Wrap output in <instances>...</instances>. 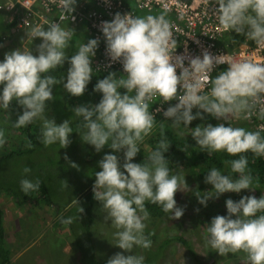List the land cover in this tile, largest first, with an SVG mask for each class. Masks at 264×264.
Listing matches in <instances>:
<instances>
[{
	"label": "clouds",
	"instance_id": "1",
	"mask_svg": "<svg viewBox=\"0 0 264 264\" xmlns=\"http://www.w3.org/2000/svg\"><path fill=\"white\" fill-rule=\"evenodd\" d=\"M7 1L0 0L2 16L13 20L25 14L19 6L12 11L5 9ZM124 1L129 6L134 3V0L131 3ZM85 2L78 5L77 0H59L63 13L59 23L51 21L47 23L48 28L34 27L30 33L18 32L22 37L2 36L0 39V50L1 47L7 50L22 39L36 41L37 37L42 38L36 46L38 55L28 49L16 48L0 58V85L3 86L0 107L8 110L13 100L23 107V113L14 122L15 128L41 121L39 141L44 147L58 143L61 148H67L72 142L69 137L73 132L70 119L57 124L54 118L45 115L47 102L54 99L53 86L64 79L49 73L67 61L70 67L63 87L78 97L86 91L94 72L92 58L100 40L93 38L89 23L79 20L73 24H61L65 18L75 20L71 15L75 8L80 14L88 13L95 0L91 4L88 1V6ZM104 2L110 3V0ZM204 2L213 4L212 11L219 25L224 31H229L216 39V51L232 55L234 52H249L257 46L264 47V0ZM167 13V7L156 16L116 12L111 20L101 21L100 31L110 58L106 67L118 62L124 75L118 70L105 73L108 75L94 86V91L102 94L99 102L77 105L72 109L79 121L77 132L83 142L94 146L96 152H100L105 145L113 153L123 151V156L106 153L98 161L101 170L94 173L92 186L93 198L100 202L104 220H110L116 229L113 233L114 245L123 250L112 255L106 264H145V257L134 254L133 250L152 246L149 238L152 234L145 233V222L150 219L146 201L159 205L164 213L169 214L168 219H179L184 214V207L177 206L178 198L175 200L174 197L178 191L190 189L185 176L172 174L168 167L164 153L168 151L170 142L163 132V120H171V126L181 135L193 137L199 150L206 151L209 156L215 152H226L239 157L224 162L230 166L231 174L224 175L215 167L207 172L204 182L211 184L212 190L195 192L198 202L205 207L209 199H218L226 192L255 189L248 158L243 153L251 152L256 157H264V62L251 58L234 59L225 54L214 55L207 49L202 51V56L174 55L176 37ZM233 32L255 44L249 45L244 41L238 48L231 47ZM72 39L76 40L77 47L69 57L66 50L71 46ZM157 96L163 102L178 101L166 110L156 108L155 112L162 111L165 117L159 121L149 109V102ZM193 109H197L195 114ZM204 113L217 120L228 121V126L225 123L197 125L193 120L198 117L204 119ZM234 117L246 119L250 124L247 123L246 128L233 126ZM192 121L193 128L188 132ZM1 124L0 147L6 143L5 131H10L12 123L9 118V122ZM160 124L162 138L157 147L153 149L146 140L145 146L140 148L146 137L156 134ZM182 124L188 129H181ZM15 133L19 134L16 129ZM147 145L153 150L143 161L141 157L147 154ZM138 152L140 157H136ZM64 159L79 170V165L71 161L67 154ZM184 160L188 165L195 162L190 154ZM199 166L201 169L202 160ZM22 171L26 176L32 168L26 165ZM223 171L229 173L228 169ZM233 173H238V178H234ZM62 181V187L68 188L67 181ZM40 186L39 179L20 180L23 193L33 192L27 203L34 200V196L50 202L49 195L44 197ZM74 203L79 204L76 199ZM54 204L51 203L57 211L58 206ZM225 204L227 215L218 214L207 224V244L222 256L242 251L246 253L249 264H264V195L259 198L245 195L238 201L229 198ZM83 212L84 208L79 206L77 213ZM77 219L78 216L60 217V222L70 225Z\"/></svg>",
	"mask_w": 264,
	"mask_h": 264
},
{
	"label": "rangeland",
	"instance_id": "2",
	"mask_svg": "<svg viewBox=\"0 0 264 264\" xmlns=\"http://www.w3.org/2000/svg\"><path fill=\"white\" fill-rule=\"evenodd\" d=\"M40 43L22 39L10 45L11 47L7 50L1 47L0 58H4L5 52L16 48L28 49L34 55H38L36 46ZM86 99L88 102L90 97ZM196 111L197 109H193V114ZM203 115L204 119L198 117L193 121L197 122V125L211 123L215 126L219 123H225V126H228V121L217 120L207 113ZM4 121L9 122L8 114L0 115V128H2L1 123ZM193 121L188 125L189 129L184 128L183 124L181 129H188L190 130L188 132H191ZM246 121V119L240 117L232 118L233 126L246 128L247 123H249ZM5 134H16L13 125L10 131H5ZM148 137L139 145L140 148L145 146ZM71 145L72 142L65 151L62 149L61 153L67 154L71 161L79 165V170L71 167L64 158V164L59 168L58 166H49L42 163L39 154H48V149H40L34 153L31 162L28 161L27 157H14L9 165L7 164L4 168L11 179L8 182L11 187H15V185L20 187L22 178L45 181L50 199L60 206L56 211L57 207L51 205L48 200L34 196V200H30L29 203L20 207L16 205L13 194L4 189L1 191L2 193L0 192V209L5 212L6 239L12 250L11 264H95V258L100 261L104 260L101 264H106L112 255L123 251L114 245L113 233L116 229L112 226L110 220H104V213L101 210L102 206L99 201H94V222L89 229L86 227L87 218L83 213H77V208L82 207V205L80 202L79 204L74 203L75 199L78 200L75 193L79 188L93 185L94 173L101 170L98 161L106 153L113 152V150L105 145L100 152H96L94 146L91 145L92 158L82 161L72 155ZM146 147H148L147 154L141 157L143 161L153 150L149 145ZM119 155L123 156V151L119 152ZM122 163L123 160H121ZM26 165L32 168V171L25 176L22 170ZM187 165V161L183 160L178 168L174 167L171 171L172 174L185 176V181L190 189L189 191H178L176 201L177 206L184 207L183 216L179 219H168V216H166L160 224L154 226L157 229L154 233L157 238L155 242L152 241V246L148 249L134 248V254L143 255L145 264H157L156 259L152 256H155L160 240L174 234L185 237L191 242L193 248L191 250L183 244L173 242L166 246L164 253L161 251V256L158 255L157 262H160V264H249L246 253L242 251L222 256L212 249L205 240L206 228L212 217L218 214L227 215L225 204L227 199L231 198L238 201L245 195H255L259 198L264 195V183L258 182L256 186L253 184V187H255L253 190L244 189L240 193L226 192L218 199H209L205 207L198 202L195 192L198 190L203 193L212 190L213 186L205 183L204 178H196L195 175L200 173V168L191 170ZM62 180L67 181L68 188L62 187ZM196 209H199V211L197 212ZM70 216H78V219L70 225L61 223L60 227L57 224L60 217L68 218ZM149 222L148 220L145 223L150 225Z\"/></svg>",
	"mask_w": 264,
	"mask_h": 264
},
{
	"label": "trees",
	"instance_id": "3",
	"mask_svg": "<svg viewBox=\"0 0 264 264\" xmlns=\"http://www.w3.org/2000/svg\"><path fill=\"white\" fill-rule=\"evenodd\" d=\"M86 5L88 6L90 4ZM151 14L154 13L151 12ZM17 24L18 19L16 17H14L13 20H8V18L2 16V19L0 20V39L2 38V36L12 37L16 35L18 37H22L23 35L15 30V26ZM36 41L40 43L42 42V38L37 37ZM230 41L232 42L231 47L235 48H238L240 46V43L244 41H247L249 45L255 44L254 41H250L245 36L237 35L234 32L230 37ZM233 41H235V43ZM76 47L77 42L75 39H72L71 46L66 50L69 57L76 51ZM69 67V63L65 61L63 66H60L49 73L56 76L57 78L63 77L64 79L61 83L53 86L54 99L47 102L45 115L48 118H54L57 124L62 123L66 119L71 120V127L73 129V132L70 134L69 138L73 140L71 145L73 149L72 155L78 157L79 160L85 161L92 158V154L90 152L91 145L83 142L79 132H77L79 130L77 127L79 121L74 117L72 109L75 106L81 104L98 103L101 99L102 94L94 91V86L99 79H103L108 74L93 72L91 81L87 85L86 91L82 96L77 97L68 93L63 87V83H65L67 79V69ZM2 87L3 86L0 85V90H2ZM89 97L90 100L87 102L86 98ZM22 113L23 107L20 106L15 100L11 102L10 108L8 110H4L2 107H0V115L8 114L12 125H14V122L18 119V116ZM168 123L169 122H165V120L161 122V124L164 125V135L170 142L168 151L164 153L166 159L168 160V167L170 171H172L174 167L178 168L180 162H182L186 158V156L190 154L192 160L195 162L187 165L189 169L196 170L200 167L199 161L202 160L203 162L200 173L196 176V178L198 179L204 178L210 168L213 167L219 169L224 175L231 174L230 166L226 165L224 162L226 160L237 159L239 158L238 156H230L226 152H215L211 156H209L206 151L199 150V146L196 145V141L193 137H190L188 135H181L179 132L173 131L169 127L171 125H169ZM161 124L159 125L156 134H152L151 137L149 136L147 139V141L154 147L153 149L157 147L158 141L162 138L160 135ZM12 125L10 126L11 128ZM40 128L41 121L39 120L34 121L27 127L15 128L17 133L19 134H6L7 141L2 147H0V192L4 189L5 191L13 194L18 206H23L24 204H26L33 192L25 194L21 191L20 187H17V185H15V187H11L8 184L11 179L6 174V170H4V168L7 166V164L9 165V162H11L14 157H27L28 161L31 162L33 160L34 153H36L40 149H48V154H39V158L42 159V163L49 166H58V168L64 164L63 158L65 156V153H61V150L64 149L65 151L66 148H61L59 144L44 147L43 144L39 141L41 135ZM185 134L189 133L186 132ZM110 153L119 155V153ZM243 155H246L248 158V167L251 169L252 175L254 177L253 184L256 186L258 182L264 183V157H256L251 152L243 153ZM136 157H140L139 152ZM120 159L123 160L122 157ZM225 169H228L229 173H225L223 171ZM232 175L234 178H238V173H233ZM92 181H95V178H93ZM92 186L87 185L86 187H81L75 193V196L78 198L77 201L80 202V204L84 208L83 214L87 218L86 227L88 229L94 222L93 206L95 200L93 198ZM40 189H42L41 193L44 195V197H47L49 195V191L47 189L45 181H41ZM174 198L176 200L177 193L175 194ZM50 202L53 204L51 199ZM54 205H57L59 209L60 206L57 203ZM145 207L150 213V225L146 223L147 227L145 229V233H151L152 235H150L149 238L151 239V241L155 242L157 237L154 233L157 231V229L154 226L160 224L169 214L164 213L159 205L152 204L148 201L145 202ZM4 220V212L2 209H0V264H11L12 250L7 243ZM58 223L61 224L60 220H58ZM173 242L183 244L191 250L193 248L191 242L188 241L185 237L183 238L181 235L174 234L168 235V237L160 240L158 250H156L155 256H152L156 259L157 264H160V262H157L158 255L161 256V251H163L164 253L166 250V246H169ZM102 262H104V260L100 261L98 260V258L94 259L95 264H101Z\"/></svg>",
	"mask_w": 264,
	"mask_h": 264
},
{
	"label": "built area",
	"instance_id": "4",
	"mask_svg": "<svg viewBox=\"0 0 264 264\" xmlns=\"http://www.w3.org/2000/svg\"><path fill=\"white\" fill-rule=\"evenodd\" d=\"M133 5L138 12L134 9L131 10V6L124 0H110V3H105L104 0H95L93 8L89 9L88 13L80 14L75 8V11L71 14L75 17V20L65 18L61 22L63 26L85 20L89 23V30L93 38H99L100 42L96 55L92 58L94 72L109 73L112 70H118L119 74L124 75L122 65L118 62L106 67L110 58L106 54V42L100 31L101 21L111 20L116 12L139 15V11H141L144 14L139 16H156L161 14L167 7V19L173 24V32L176 37L177 48L174 55L202 56L204 49L214 55L225 54L216 51L214 43L220 35L229 31H224L219 25L212 11L213 4L211 2L206 4L204 0H134ZM17 6L25 11L23 16L18 15L17 17L18 24L15 27L17 32L30 33L34 27L48 28V22L59 23V17L63 14L59 0H8L5 9L12 11L16 10ZM151 12L154 14H151ZM28 37L31 39L30 36ZM225 55L234 59L251 58L254 61L264 62V47L257 46L249 52H234L232 55ZM185 66H187V60ZM177 73L179 74V69H177ZM177 102L176 100L163 102L162 98L157 96L149 102V109L154 112L156 121H159V119L165 117L162 111L155 112L156 108L162 107L166 110L167 107Z\"/></svg>",
	"mask_w": 264,
	"mask_h": 264
},
{
	"label": "crops",
	"instance_id": "5",
	"mask_svg": "<svg viewBox=\"0 0 264 264\" xmlns=\"http://www.w3.org/2000/svg\"><path fill=\"white\" fill-rule=\"evenodd\" d=\"M84 1H85V0H77V4L79 5L81 2H84ZM88 1H89V3L91 4V0H86L85 4H89V3H87ZM127 1H129V2L131 3L132 0H127ZM130 9H131V10L134 9L136 12H138V10L135 8L134 5H132ZM143 14H144L143 12L139 11V15H143ZM165 122H169V123H168L169 125L172 124V122H170L169 120H165ZM169 127H170L173 131H175V128H174V127H172V126H169ZM3 212H4V210H3ZM4 215H5V212H4ZM38 256H39V254H38Z\"/></svg>",
	"mask_w": 264,
	"mask_h": 264
}]
</instances>
